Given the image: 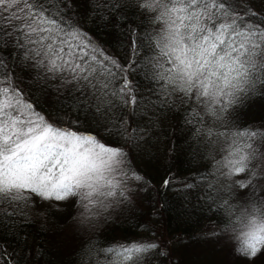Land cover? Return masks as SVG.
<instances>
[{
  "label": "snow or ice",
  "instance_id": "obj_1",
  "mask_svg": "<svg viewBox=\"0 0 264 264\" xmlns=\"http://www.w3.org/2000/svg\"><path fill=\"white\" fill-rule=\"evenodd\" d=\"M127 8L157 27L136 26ZM101 26L123 37V56L97 37ZM141 72L154 82L150 93L136 85ZM34 86L54 94L55 105L72 101L62 118L36 109L26 95ZM253 97H264V0H0V226L31 227L37 200L56 201L78 209L69 218L90 234L132 205L128 180L139 190L152 183L134 156L151 144L153 117L166 109L192 126L213 163L184 179L169 170L161 187L206 186L210 211L212 193L226 192L221 231L240 241L241 258L264 255V126L237 127L232 118ZM81 116L104 135L81 131ZM136 228L151 231L143 221ZM30 235L15 234L9 251L0 230V264H44L51 252L29 244ZM167 254L151 237L98 246L92 235L73 252L79 264H151Z\"/></svg>",
  "mask_w": 264,
  "mask_h": 264
},
{
  "label": "trees",
  "instance_id": "obj_2",
  "mask_svg": "<svg viewBox=\"0 0 264 264\" xmlns=\"http://www.w3.org/2000/svg\"><path fill=\"white\" fill-rule=\"evenodd\" d=\"M125 11L128 13V19L134 21L136 26H140L143 22L147 31L157 27L148 21V14L141 13L139 10L133 14L131 8ZM109 33H111L110 28L107 32L103 26L96 29L97 37L101 41H107L110 50L117 51L123 56L126 46L123 37L121 36L118 41L115 35ZM150 84L155 86L154 82L145 78L143 72L136 77V85L142 92L150 93L151 88L148 87ZM26 95L35 102L37 110L53 120L57 117L62 118L63 108L72 103L71 100L64 98L62 104L55 105L53 103L55 95L43 94L39 86L26 91ZM177 110L182 115L183 109ZM135 118L140 120V114L137 113ZM232 118L237 127L264 126V97H253L246 101L232 113ZM153 120L156 124L152 129L151 144L145 146L143 152L137 150L134 156L137 166L152 183L147 190H139L136 181L128 180V187L136 189L135 192L129 193L133 199L132 205H121L112 213L108 221L102 222L89 234L75 227L69 218L70 214L77 209L70 210V206L62 207L37 200L35 210L31 213V227L28 225L22 227L13 221H7L6 225L0 226V230L6 231L9 237V251L17 247L11 238L20 231H28L31 233L28 238L29 244L36 240L49 248L51 252V255L43 256L44 264L49 262L50 264H79V259L73 255V252L79 245L81 237L87 239L88 235L97 239L98 246H107L138 237L145 239L151 237L160 241L165 238L167 245H161V249L168 254L155 256L151 259V264H237L241 260L249 261L234 252V248L240 244L235 235L233 233L224 235L221 231L219 222L226 217L218 205L222 198L228 196L227 193L223 191L219 195L212 193L216 204L210 211L203 198L204 193L208 191L206 186H200L191 191H169L161 187L169 170L176 177L184 179L204 167H208L210 171L213 161L204 158L206 148L203 141L197 143L198 138L192 134V126L184 124L179 116L165 109L158 112ZM64 125L67 126L66 121ZM79 127L81 131L91 127L96 129L99 135H104L99 132L100 125L93 123L89 126L84 122L83 116H81ZM232 200L233 198L230 199L231 204ZM142 221L146 222L147 227L151 229L150 232L136 228V224ZM214 229L221 234L209 235Z\"/></svg>",
  "mask_w": 264,
  "mask_h": 264
},
{
  "label": "rangeland",
  "instance_id": "obj_3",
  "mask_svg": "<svg viewBox=\"0 0 264 264\" xmlns=\"http://www.w3.org/2000/svg\"><path fill=\"white\" fill-rule=\"evenodd\" d=\"M63 126H66V125H63ZM221 157V154L220 153H217L216 154V158L217 159H219ZM224 192V191H223ZM226 193V192H225ZM50 203H53V204H55V205H57L58 206V203L56 202V201H51ZM242 202L240 201V200H238L237 198H233V200H232V204H233V206H236V205H239V204H241ZM60 206V205H59ZM62 207H65V206H70L69 207V209L70 210H72L73 208L71 207V205L69 204V205H61ZM77 211H78V209H77ZM72 228V230H73V226L71 227ZM71 230V229H70ZM224 235H225V233H224ZM155 240H158V241H160L159 239H155ZM164 241H166V239L164 238V240L163 241H160L161 242V245H163L164 244ZM227 261H232L233 262V260H231V259H227ZM254 261H257L256 262V264H264V255H260L259 257H257L256 259H254L253 261H244V260H241V261H238L237 262V264H252V262H254Z\"/></svg>",
  "mask_w": 264,
  "mask_h": 264
}]
</instances>
